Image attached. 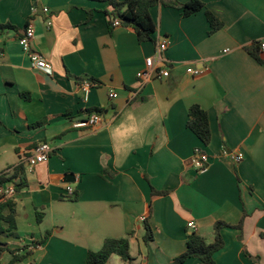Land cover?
<instances>
[{"label":"crops","instance_id":"1","mask_svg":"<svg viewBox=\"0 0 264 264\" xmlns=\"http://www.w3.org/2000/svg\"><path fill=\"white\" fill-rule=\"evenodd\" d=\"M200 1L204 10L190 17L152 8L155 39L141 43L133 29L109 27L106 3L0 0V174L23 164L29 184L10 198L19 238H0L20 255L30 247L15 264H86L106 240L123 238L131 259L114 255L108 264H172L189 233L213 242L216 222L242 220L241 230L222 232L216 264H264V63L246 51L264 42V0ZM207 10L223 23L211 35ZM29 25L51 73L32 67L20 45ZM163 40L160 65L170 77L142 86L137 74ZM191 67L202 73H188ZM194 105L208 113V146L187 127ZM94 108L104 111L101 126L76 128ZM41 144L50 156L29 171ZM198 150L209 156L201 172L193 166ZM238 152L240 162L232 159ZM67 174L75 181L65 182ZM153 189L167 195L153 196ZM146 223L152 240H145ZM12 259L6 252L0 264Z\"/></svg>","mask_w":264,"mask_h":264},{"label":"trees","instance_id":"2","mask_svg":"<svg viewBox=\"0 0 264 264\" xmlns=\"http://www.w3.org/2000/svg\"><path fill=\"white\" fill-rule=\"evenodd\" d=\"M107 4L105 14L108 18V24L111 29H114V21L120 20L121 26L131 28L135 31L139 42L154 41L156 33V25L151 15V9L156 6H164L168 8H176L182 11L184 17H190L205 8V4L200 0H189L185 4L179 3L177 0H96ZM206 17L210 24V35L218 32L223 28V23L214 16L210 11H206ZM261 42L246 47V51L254 57L258 62L264 63L260 57ZM94 85L99 86L100 82L96 79H91ZM27 99V96L24 95ZM103 110L94 108L86 111L88 117L93 113H98L103 116ZM187 127L192 130L196 136L202 141L203 145L208 146L211 142L212 133L208 113L199 105H194L189 109V117ZM27 167L23 164L12 168V173L3 172L0 174V189L4 185L12 183L16 193L26 189L28 184ZM153 196L167 195V192H159L153 189ZM77 199V194L74 198ZM37 221H42L41 213L37 212ZM243 220L236 226H231L225 222L218 221L214 224V241L208 240L198 234L191 232L188 235L186 251L174 259L172 264H184L188 260L197 259L204 264H216L214 256L224 249L226 243L222 232L227 228L242 229ZM18 220L16 203L12 199L0 197V238H19ZM152 230L149 224L146 223L145 240H152ZM41 242L35 243V245ZM29 246H25L22 250L24 254H18V251H12L9 245L0 239V258L6 252H11L13 259L11 264L25 260L29 255ZM119 256L123 261H129L130 257V240L123 238L119 240L108 239L105 241L102 249L98 252H89L86 264H108L112 256Z\"/></svg>","mask_w":264,"mask_h":264},{"label":"built area","instance_id":"3","mask_svg":"<svg viewBox=\"0 0 264 264\" xmlns=\"http://www.w3.org/2000/svg\"><path fill=\"white\" fill-rule=\"evenodd\" d=\"M45 13L49 12L48 8L44 9ZM47 28H51L53 26V22L48 19L45 22ZM114 26L119 27L121 26L120 20L114 21ZM35 40V29L32 25H29L22 33V35L19 38L20 45L24 52H26L30 58V63L32 67L37 68L39 70L51 73V68L46 61V59L37 51L33 49V42ZM261 48L264 49V42L261 43ZM168 49V42L166 40H163L161 43L158 44L157 47V54L154 57H149L146 59L145 67L144 69L140 70L138 72V79L140 80V84L142 86L146 85L148 82L152 81L154 78L157 79H167L170 77V69L165 66H161L160 64L163 62V59L161 57V54L167 51ZM227 50L226 52H228ZM188 73L194 74V75H200L202 71L197 68H189ZM90 84L85 83L83 84V90L87 91ZM118 95L114 92L110 94V98L114 99L117 98ZM103 122V116L98 113L91 114L87 120L83 122H77L75 123L76 128H91L96 129L101 126ZM52 149L48 144H41L36 150L32 157L28 158V169L29 171H32V169L37 166L38 164H41L45 162L48 157L50 156ZM232 159L236 162H240L244 159V154L241 152H238L236 154H232ZM209 161V156L201 151L196 152V156L193 160V166L197 171H203ZM69 194L73 195V189L68 188ZM14 187L5 188L2 187L0 189V197H4L7 199H10L15 194ZM144 220V218H143ZM188 228L195 229L196 225L194 222H190L188 224Z\"/></svg>","mask_w":264,"mask_h":264},{"label":"water","instance_id":"4","mask_svg":"<svg viewBox=\"0 0 264 264\" xmlns=\"http://www.w3.org/2000/svg\"><path fill=\"white\" fill-rule=\"evenodd\" d=\"M74 181H75V177H74L73 174H67V175H66V180H65V182L70 183V182H74Z\"/></svg>","mask_w":264,"mask_h":264},{"label":"rangeland","instance_id":"5","mask_svg":"<svg viewBox=\"0 0 264 264\" xmlns=\"http://www.w3.org/2000/svg\"><path fill=\"white\" fill-rule=\"evenodd\" d=\"M113 260H118V262H121V259L119 257H117V256H115ZM113 262L114 261H111L109 264H114ZM115 264H118V263H115Z\"/></svg>","mask_w":264,"mask_h":264}]
</instances>
